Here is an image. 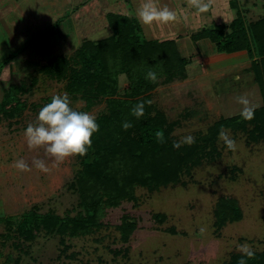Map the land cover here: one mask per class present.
I'll return each mask as SVG.
<instances>
[{
  "label": "rangeland",
  "instance_id": "rangeland-1",
  "mask_svg": "<svg viewBox=\"0 0 264 264\" xmlns=\"http://www.w3.org/2000/svg\"><path fill=\"white\" fill-rule=\"evenodd\" d=\"M163 2L171 4L189 23L188 32L182 35L180 24L172 25L177 34L172 40L187 61V78L169 83L161 80L152 95L156 108L165 113L169 122L178 124L173 138H195L217 120L239 115L243 108L237 102L239 96H246L254 109L259 108L262 97L246 53L220 54L208 39L194 41L191 36L203 28L228 24L238 14L246 22L261 19L264 0H212L205 13L189 7L187 0ZM138 3L139 0H0V99L4 86L35 72L51 56L72 55L83 39L109 37L112 33L105 15L117 12L136 17ZM141 27L144 37L158 30ZM120 81L123 92L126 80L121 76ZM64 93V82L39 76L33 92L26 96L27 109L15 119L0 117V264H16L6 260L8 255L13 260L18 258L17 264H223L230 255L241 254L239 244L250 245L254 252L264 250V145L248 143L244 134L232 131L226 132L236 142L235 151L218 138L220 155L215 160L204 159L201 166L181 175L178 185L159 190L137 188L136 204L124 202L108 210L101 232L70 241L65 254L60 252L54 236H40L23 244L21 252L16 250L12 245L15 239L2 238L8 233V218L33 208L58 215L69 211L74 215L78 209L77 194L69 188L79 169L76 157L57 164L43 147L29 149L24 136L40 108L50 103L52 96ZM69 98L77 111L95 117L105 112L103 100L87 111L81 99ZM20 159L30 171L14 167ZM36 159L44 160L50 171L37 169L33 163ZM222 195L237 201L242 217L216 230L213 211ZM156 214L165 216L161 224L152 220ZM124 215L130 216L137 227L123 246L115 226ZM201 228L205 229L203 234ZM121 247L127 248L126 255L114 256L110 252V248ZM72 253L75 258L69 257Z\"/></svg>",
  "mask_w": 264,
  "mask_h": 264
},
{
  "label": "trees",
  "instance_id": "trees-1",
  "mask_svg": "<svg viewBox=\"0 0 264 264\" xmlns=\"http://www.w3.org/2000/svg\"><path fill=\"white\" fill-rule=\"evenodd\" d=\"M231 7V6H230ZM105 20L111 35L100 40L83 39L70 56L53 55L37 70L22 76L17 83L2 89L0 117L15 119L28 107V97L39 81V76L64 82L68 96L79 98L85 110L97 102H105V112L96 116L99 131L92 136V147L85 156H75L79 169L69 185L78 197L75 214L71 211L58 215L52 211L40 213L36 208L6 220L8 233L3 239H15L13 247L19 252L22 245L40 236L57 237L60 252L65 254L70 241L98 235L105 227L108 210L124 202L137 203V188L159 190L180 183L181 175L201 166L204 159L215 160L220 153L217 141L221 129L242 133L247 142L264 145V17L246 22L240 14L229 24L203 28L191 38L208 39L220 54L233 55L245 52L262 97V105L254 109V118L245 120L241 114L221 118L206 132L195 137V143L173 147L172 133L177 122H169L163 111L145 103L144 115L137 119L131 112L142 101H152L160 81L172 82L187 78V61L172 39L149 40L136 17L108 12ZM1 68V66H0ZM156 73V82L147 79L149 72ZM126 87L120 92V77ZM127 121L132 127L125 130ZM162 130L164 142H158L155 133ZM214 226L220 230L228 223L240 221L242 210L232 197L222 195L213 211ZM156 224L164 215H153ZM135 221L124 215L115 229L121 244H128L136 230ZM173 232V231H172ZM114 256L127 253V248L111 249ZM72 253L69 257L75 258ZM264 264V250L255 252L252 259L242 253L230 255L223 264ZM9 262H19L8 255Z\"/></svg>",
  "mask_w": 264,
  "mask_h": 264
},
{
  "label": "clouds",
  "instance_id": "clouds-1",
  "mask_svg": "<svg viewBox=\"0 0 264 264\" xmlns=\"http://www.w3.org/2000/svg\"><path fill=\"white\" fill-rule=\"evenodd\" d=\"M211 2L212 0H187L189 7L197 9L200 13L207 12ZM135 15L139 22L149 29L177 24L182 19L180 14L163 0H139ZM146 78L156 82V73L150 71ZM237 102L243 106L241 116L245 120L253 119L255 110L251 101L246 96H239ZM145 103L150 105L152 101H142L133 106L131 112L137 119L144 115ZM122 127L128 130L132 124L125 121ZM98 131L99 125L96 122V117L91 113L75 110L71 106L69 96L64 93L52 96L50 103L40 108L36 121L27 125L24 136L29 149L43 147L46 155L54 158L59 164L69 157L85 156L92 147L93 134ZM155 135L158 142H164L162 130L157 131ZM219 138L224 141L229 150H236V142L230 138L228 132L221 129ZM193 143H195V138L188 135L182 137L180 141L174 142L173 147ZM33 163L41 172L50 171L44 160L36 159ZM14 167L20 171L31 170L23 159L17 160ZM204 231L205 229H200L202 234ZM237 250L248 259L255 256V252L248 244L237 245ZM239 264H246V260L242 258Z\"/></svg>",
  "mask_w": 264,
  "mask_h": 264
},
{
  "label": "crops",
  "instance_id": "crops-1",
  "mask_svg": "<svg viewBox=\"0 0 264 264\" xmlns=\"http://www.w3.org/2000/svg\"><path fill=\"white\" fill-rule=\"evenodd\" d=\"M165 2V1H164ZM173 5V4H172ZM169 7H173L171 6V4H168ZM230 6V4H229ZM175 9V8H174ZM213 12V11H212ZM180 14V13H179ZM181 16V22L179 23L180 24V27H181V33L179 35H182L183 33H187L188 32V28H187V24H189L187 22V20L185 19L186 17L184 15H180ZM218 19V18H217ZM233 19H230L228 22L230 23ZM200 22V20H199ZM192 23V21H191ZM198 23V22H197ZM227 23V22H226ZM228 23V24H229ZM178 24V23H177ZM177 24H171V25H168L167 27L164 26V27H157V32H150L149 31V28L148 27H144V29H147L149 32L145 33L146 34V38L149 39V40H166V39H173L175 37H177V34L175 33V30H173L172 28V25H174L176 27ZM196 24V23H195ZM192 25V24H191ZM160 31V32H159ZM187 31V32H186ZM161 36H163L161 38Z\"/></svg>",
  "mask_w": 264,
  "mask_h": 264
}]
</instances>
